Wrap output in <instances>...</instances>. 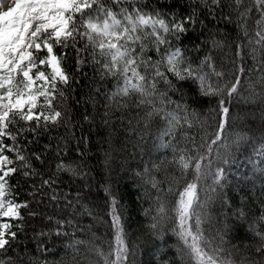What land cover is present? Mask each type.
<instances>
[{
    "label": "snow or ice",
    "instance_id": "6c2138e0",
    "mask_svg": "<svg viewBox=\"0 0 264 264\" xmlns=\"http://www.w3.org/2000/svg\"><path fill=\"white\" fill-rule=\"evenodd\" d=\"M184 4L188 8L186 13L165 10L160 0H11L8 4L0 0V264H24L23 256L9 255L18 233L11 230L12 223L3 222V218L18 221L16 227L24 231L22 210L29 209L30 202L21 201L15 192L11 178L16 175H20L24 183L40 177V184L28 189L33 199L49 189L44 195L54 207L61 211L72 210L71 216L56 220V235L72 237L66 247L80 254L84 264H125L128 259L123 213L108 183L101 187L111 197L106 200L110 217L106 223L113 239L97 243L102 238L92 231V225L85 228L75 220L77 215L99 220L86 202L92 196L85 163L89 137L71 131L70 116L57 107L81 86L87 89L84 103L92 104L101 117L100 126L111 129L107 134L109 140L119 121L121 129L136 134L138 139L134 147L142 150L145 137L152 135V126L156 124L158 146L170 150L172 156L152 167L167 172L169 166H174L182 177L191 170L193 179L178 192L171 209L156 197L157 217L175 223L172 231L180 242L178 254L182 264H237L230 252L222 255L225 252L223 236L216 244L215 238L206 237L202 228L205 204L199 197L198 182L212 177V185L208 188L215 193L217 187H223L225 170L217 167L213 173L212 161L203 163L206 156L201 149L206 148L211 154L212 146L222 140L230 114L226 105L234 96L241 95V88L253 87V76L258 77L264 97V0H184ZM225 9L230 10L228 15ZM232 13H235L239 34L234 42L235 53L230 67L218 68L210 53L199 63L186 54L188 49L181 46L184 37L197 26L207 27L205 20L209 17L231 23ZM220 46V41H213V47ZM57 48L61 49L59 53ZM199 49L197 44L195 50ZM70 55L75 58L76 71L73 73L64 67ZM86 68L91 72L85 71ZM189 81L196 86L200 97L208 98L210 103L215 99L216 107L210 108L203 120L195 110H189V105L174 101L169 95L170 91L173 94L182 92L183 83ZM183 99L181 94V101ZM173 104L175 107L169 108ZM211 113H216L220 119L216 131L209 134L206 131V127L211 126L208 121L216 119ZM83 119L90 125V132L97 130L91 127L94 115L86 110ZM194 122L205 130L200 144L189 132ZM61 124L69 135L63 138L62 145L56 146L53 157L56 162L50 166L54 170L41 171L48 164L45 153H50L51 146L45 144L42 150H36L39 138L49 133L52 126ZM80 130L83 133L82 125ZM212 136L214 138L208 143L207 138ZM243 139L245 137L238 136V140ZM72 143L75 149H69ZM70 150L78 154L76 158L68 156ZM110 156L111 153H106V158ZM217 158L229 163L219 153ZM144 173L149 174L146 182L153 189H159L160 182L147 166ZM137 175L144 174L138 172ZM65 177L68 186L77 180L82 182L74 198L66 193L57 194L54 185L65 183ZM172 191L170 184L168 192ZM61 199L64 201L62 207ZM27 215L31 217L37 213L33 210ZM239 215L243 217L244 212L241 210ZM260 220L264 221V213ZM151 227L157 228V223ZM64 228H70L71 232L63 231ZM77 232H87L90 237L76 238ZM254 233V250L259 258H245L240 264H264V231L254 230ZM78 246H84L83 253ZM37 247L41 254L47 251L42 245ZM28 264L48 262L32 257Z\"/></svg>",
    "mask_w": 264,
    "mask_h": 264
},
{
    "label": "trees",
    "instance_id": "16d2710c",
    "mask_svg": "<svg viewBox=\"0 0 264 264\" xmlns=\"http://www.w3.org/2000/svg\"><path fill=\"white\" fill-rule=\"evenodd\" d=\"M147 2V0H146ZM155 2V0H153ZM160 4L165 6V10L181 11L186 13L187 6L184 0H160ZM229 9H225V15H228ZM204 18L203 16L201 17ZM232 22L229 23L224 19L208 18L205 20L207 27L197 26L195 31H191L182 40V47H186V53L196 63H199L205 55L211 54L216 64L225 69L230 67L231 58L235 53V41L237 40L239 29L236 27V16L232 13ZM213 41H220V47H213ZM200 45L199 51L195 50L196 45ZM57 53L61 49H56ZM69 52L72 50L69 49ZM248 64H252V60H248ZM64 67L69 73L76 71L74 55H70L64 61ZM85 71L91 72L90 68ZM79 79V78H78ZM253 87L251 89L241 88V95L234 96L231 102L226 106L230 109L228 123L222 135V140L218 144L213 145V152L208 154L207 149H201L206 156L203 163L207 164L208 160L212 161L211 170L214 173L217 167L225 170V179L222 181L223 187H217L215 193L209 191L208 186L212 185V177L202 179L198 182V190L200 200L204 202V223L202 228L204 234L209 239L215 238V243H220V237L223 236L224 243L222 247L225 252L222 255L227 256L230 252L231 258L237 264H240L245 258H259L255 252L256 237L254 230L264 231V221L260 220L261 214L264 213V192L259 193L256 189L248 190L245 183V174L241 173L240 164L243 160H252L261 150H264V97L261 96L262 87L258 83V77L252 78ZM163 87V85H160ZM109 89L112 84L109 83ZM87 89L78 88L68 94V99L63 105H57L61 111H66L71 118V131L76 135H85L89 137L87 156L85 163L89 170L88 184L91 189L92 196L86 201L93 214L99 217L94 220L92 216L77 215L75 220L80 225L87 228L92 225V231L102 240L113 239L112 232L109 231L108 223L110 220L107 215L109 207L106 200L111 197L107 196L101 185L108 183L111 186L113 195L116 196L120 210L123 213V224L126 232V243L128 245V259L125 264H182L181 257L178 254V246L180 244L178 237L172 229L175 223L171 219H160L157 217L158 201H160L171 209L178 198V192L182 190L184 184L193 179L191 170L186 177H182L180 171L169 166L167 172L164 170L156 171L152 167L153 164H159L161 160L171 159L170 150L159 148V141L155 139L156 124L152 126V135L146 136L143 142V149L134 147L138 137L135 133L125 132L119 127V121L116 122V130L108 139V132L111 129L100 126V115H97L92 104L84 103L83 97ZM181 94L184 99L181 101ZM169 95L174 101H180L182 104L189 105V110H195L199 119H205L210 108H215V99L209 102L208 98H202L196 91V86L190 81L183 83L182 92ZM79 100L80 103H76ZM170 105L169 108H174ZM87 110L88 114L95 116L94 124L91 126L97 130L89 131L90 125L84 121L83 116ZM120 115V113H117ZM183 115V113H181ZM216 119H209L211 126L206 127L207 133L211 134L216 131L217 121L220 119L216 113H211ZM244 121V124L242 123ZM83 126L81 133L80 126ZM75 126V127H72ZM99 126V127H98ZM187 129V125H185ZM191 135L196 137V143L200 144L201 137L205 136V130L201 128L199 123L194 122V126L189 130ZM69 135L63 124L52 126L49 133H45L39 138V144L36 150H42L43 145L51 146L50 153H45L48 164L41 168V171L47 169L53 171L50 167L55 164L53 157L58 143L63 144V138ZM238 136L245 139L238 140ZM214 136L207 138L210 143ZM165 139H168L167 137ZM5 143H8L5 140ZM183 144V141H181ZM227 145V147H225ZM81 147H83L81 145ZM75 143L69 145V149H75ZM106 153H111L110 158H106ZM217 153L221 157L227 158L229 163L225 164L223 159L217 158ZM75 151H69L68 156L77 157ZM67 158V157H66ZM36 166L40 168L39 162ZM145 166L150 169L151 175H154L159 183V189H153L146 180L149 176L144 173ZM143 173L138 176L137 173ZM44 178H47L45 176ZM11 183L21 201L28 200L30 208L22 210L25 217L24 231H19L16 225L18 221H9L13 224L12 231H17L18 238L13 242V249L9 255L14 257L23 256L24 264H28L32 257L46 260L48 264H84L82 256L74 253L66 246L71 243V236H57L56 220L61 217L71 216V209L61 211V208L54 207L44 192H50L44 189L35 199L28 195V189L33 184H40V177H34L23 182L20 175L11 178ZM82 182L77 180L73 185L68 186L67 177L65 183L58 186L57 194L66 193L70 198H74L77 189L81 187ZM171 184L173 191L168 192ZM88 191V189H85ZM63 199L60 204L63 206ZM35 211L37 215L28 216L29 211ZM79 210V209H78ZM244 212V216L240 217V211ZM169 215H174L169 213ZM52 219L49 220L48 217ZM157 217L156 220L153 218ZM157 223V228L153 229L151 225ZM63 231L71 232L70 228H64ZM45 235H40V233ZM90 234L76 233V238L89 239ZM37 245H42L47 251L41 254V249ZM81 252H84V246H78ZM105 251L107 244L104 243ZM91 256V254H88ZM75 256V259L73 257Z\"/></svg>",
    "mask_w": 264,
    "mask_h": 264
},
{
    "label": "rangeland",
    "instance_id": "374dc122",
    "mask_svg": "<svg viewBox=\"0 0 264 264\" xmlns=\"http://www.w3.org/2000/svg\"><path fill=\"white\" fill-rule=\"evenodd\" d=\"M11 3V0H5ZM244 124V121H242ZM241 173L245 174L248 183H245L248 190L256 189L257 192H264V150H261L252 160H243L240 164ZM8 220L7 218H3ZM7 222V221H3Z\"/></svg>",
    "mask_w": 264,
    "mask_h": 264
}]
</instances>
